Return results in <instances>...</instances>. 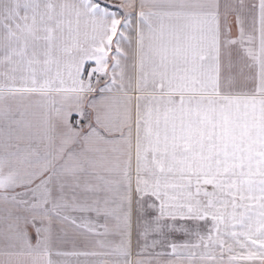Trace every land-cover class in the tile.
Masks as SVG:
<instances>
[{
	"label": "snow or ice",
	"instance_id": "snow-or-ice-1",
	"mask_svg": "<svg viewBox=\"0 0 264 264\" xmlns=\"http://www.w3.org/2000/svg\"><path fill=\"white\" fill-rule=\"evenodd\" d=\"M0 264H264V0H0Z\"/></svg>",
	"mask_w": 264,
	"mask_h": 264
}]
</instances>
